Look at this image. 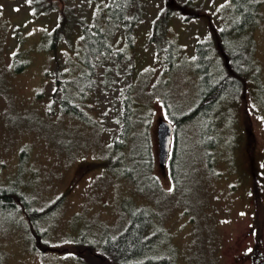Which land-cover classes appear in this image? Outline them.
Masks as SVG:
<instances>
[{
	"label": "rangeland",
	"instance_id": "1",
	"mask_svg": "<svg viewBox=\"0 0 264 264\" xmlns=\"http://www.w3.org/2000/svg\"><path fill=\"white\" fill-rule=\"evenodd\" d=\"M140 1L143 21L135 28L132 46L121 29L112 28L111 37L124 51L123 61L99 68L95 90L79 97V119L60 105L63 86L72 85L83 58L78 27L67 22L66 31L68 26L71 31L51 44L59 20L56 12L34 18L31 0H0V187L24 200L14 207L6 200L1 203L2 264H89L94 254L84 252L118 236L143 209L152 260L234 264L237 259L241 264L252 244L246 234L256 210L251 184L245 180L244 153L250 133L264 167V0H259L254 21L235 42L246 55L244 92L222 101L195 125L180 128L183 140L174 160L179 182L171 178L170 162L164 171L159 167L156 134L158 124L169 121L165 107L176 115L195 106L200 90L197 69L201 70L194 59L195 44L207 36L219 59L217 66L224 68L226 43L235 38L219 31L229 28L227 16L237 6L242 5L247 20L253 9L248 0L239 5L229 0H172L168 7L164 0ZM51 2L59 10L73 8L79 19L91 24L108 0ZM166 8L171 18L161 26L165 41L156 43L150 39L154 20ZM169 42L176 51L170 57L172 65L164 57ZM228 49L238 51L235 46ZM126 92L131 95L130 109L148 119L142 127L148 131L152 158L148 174L131 163L136 148L142 152L143 138L123 150L122 166L119 153L109 151L120 131ZM214 132L217 147L208 150ZM174 147L175 139L172 151Z\"/></svg>",
	"mask_w": 264,
	"mask_h": 264
},
{
	"label": "trees",
	"instance_id": "2",
	"mask_svg": "<svg viewBox=\"0 0 264 264\" xmlns=\"http://www.w3.org/2000/svg\"><path fill=\"white\" fill-rule=\"evenodd\" d=\"M231 3L240 4V0H229ZM172 0H164L166 7L170 5ZM250 8L253 9V15H248V20L244 17L242 5L237 6L232 14L227 16L226 23L229 24V28H223L219 31L221 36L229 33L233 35L232 42L226 43L228 53H225L224 68L218 67V60L215 53L212 42L206 36L203 41L195 44V55L194 59L197 65L201 66L197 69L199 74V99L195 106L188 112L179 113L172 115L165 107L166 114L169 117V121L174 125V139L175 147L172 151L170 157V171L171 178L174 182H179L182 177L175 173L177 169L174 166V160L177 157L179 148L178 142L182 138L180 133V128L187 124H196L199 119H204L205 116L209 117L211 112L209 110H215L216 107L225 100L239 98L244 92L245 85L243 82L244 71L242 69V64L246 60L245 51L241 47L235 44L238 39V35L251 24L256 15V11L260 6L259 0H248ZM30 7L32 15L34 18H40L41 16L48 15L51 12H56L58 14V23L53 29L52 33V43L55 44L58 39L65 37V32L71 31V28H67L66 23L74 22L78 27L79 33L77 35L80 43L79 53L83 54V58L78 60L76 65V75L73 79L72 85L63 86V99L61 100V108L63 111L73 117L83 118L82 104L78 102L79 97L84 95L88 91H92L94 86L97 87V78L99 68L106 62L118 65L122 62L121 59L123 52L122 49L117 48V44L120 42L116 41L111 37L113 32L112 28H119L122 30V36L125 42L132 46L131 41L134 40L135 28L143 21V8L140 0H108L105 8H100L97 12L96 19L87 23L85 19H79L74 12L73 8H64L59 10L56 2H51V0H31ZM193 7V11L197 14L199 12L197 7ZM239 15V18L236 17ZM244 17V18H242ZM171 14L168 8L164 9L161 14L154 20L152 27V38L156 43L160 41H165L163 35L166 33L165 29L161 26H165L169 23ZM194 17L193 20H195ZM241 20L240 24L238 21ZM110 28V29H109ZM109 29V30H108ZM120 36V35H119ZM118 36V37H119ZM236 42V43H235ZM228 44V45H227ZM71 40L69 39L68 46L70 47ZM236 47L238 51L231 52L228 48ZM174 45L172 43H167V47L164 50V57L166 58L167 64L172 65L171 55H175ZM247 54V53H246ZM130 56H125V60H129ZM131 59V58H130ZM133 62H131L130 69L133 68ZM215 68H214V67ZM25 69V66L15 69L16 73H20ZM94 88V90H95ZM131 97L129 92H126L122 102L121 109V127L118 135H116L111 144L110 152H118V161L122 166L124 164L123 150L129 148L132 144L137 143L139 139H144V146L142 147V152L137 150V154L131 160L135 166H142L145 174H148L152 166L150 165L151 154L148 145H146V134L147 129H143V120L148 123L147 118L142 117L141 112L133 111L128 106L129 98ZM80 101V100H79ZM219 107V106H218ZM133 118L138 119L137 121ZM136 126V127H135ZM135 127V129H134ZM138 127V128H137ZM212 130H209L211 132ZM212 136L213 140L208 150L217 147L216 139L217 134L215 132ZM216 138V139H215ZM183 140V139H182ZM181 140V141H182ZM246 148L250 154V157L254 155L255 139L249 133L246 136ZM211 147V149H210ZM261 165V164H260ZM262 172L264 173V167L260 166ZM120 176H122L120 174ZM258 192L260 195L264 192V187L258 186ZM9 203L10 206L14 207L17 202L22 203L24 200L21 196L9 192L8 189L0 187V204L5 202ZM16 202V203H15ZM11 203V204H10ZM5 206L1 204L0 206ZM17 209V208H16ZM19 211V209H18ZM37 213L35 216L39 218ZM30 221L34 220L32 217H28ZM127 223V222H126ZM148 216L145 209L133 215L126 224L125 228L120 232L115 238H108L102 244L100 248L96 246L90 247L84 253L94 254V258H88L89 264H169L165 257H161L158 260L150 259L152 252L151 238L148 231ZM154 253V252H153ZM147 256V258H146ZM160 258V257H159ZM113 262V263H112ZM0 264H2V257L0 256Z\"/></svg>",
	"mask_w": 264,
	"mask_h": 264
},
{
	"label": "flooded vegetation",
	"instance_id": "3",
	"mask_svg": "<svg viewBox=\"0 0 264 264\" xmlns=\"http://www.w3.org/2000/svg\"><path fill=\"white\" fill-rule=\"evenodd\" d=\"M244 157L247 162L245 166L247 172H244L247 177V179L245 177V180H249L251 184L254 206L256 214H259V216L255 214L249 232L246 234V236L252 237L253 242L241 256V264H245L247 261L249 264H264V192L262 195L258 192V186L264 187V173L260 168V163H258L257 152L250 157L249 152L245 149ZM233 263L238 264V260L234 259Z\"/></svg>",
	"mask_w": 264,
	"mask_h": 264
},
{
	"label": "water",
	"instance_id": "4",
	"mask_svg": "<svg viewBox=\"0 0 264 264\" xmlns=\"http://www.w3.org/2000/svg\"><path fill=\"white\" fill-rule=\"evenodd\" d=\"M174 126L169 121H162L157 126L158 161L162 171L166 168L173 144Z\"/></svg>",
	"mask_w": 264,
	"mask_h": 264
}]
</instances>
